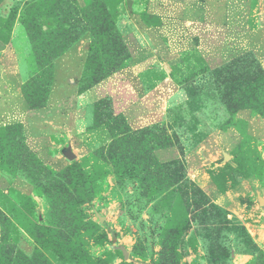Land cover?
Segmentation results:
<instances>
[{
    "label": "rangeland",
    "instance_id": "1",
    "mask_svg": "<svg viewBox=\"0 0 264 264\" xmlns=\"http://www.w3.org/2000/svg\"><path fill=\"white\" fill-rule=\"evenodd\" d=\"M262 189L264 0H0V264H264Z\"/></svg>",
    "mask_w": 264,
    "mask_h": 264
},
{
    "label": "crops",
    "instance_id": "2",
    "mask_svg": "<svg viewBox=\"0 0 264 264\" xmlns=\"http://www.w3.org/2000/svg\"><path fill=\"white\" fill-rule=\"evenodd\" d=\"M127 85H129L128 82H127ZM88 94H91V93H88ZM132 123H135V122H132ZM237 190L251 192V194L253 195L254 198H256L257 197V194H259L258 193V190L254 191V185H253V183H250L248 181H242V182H240V185L238 186ZM231 194H232V196H236V191L233 190L231 192ZM260 194L262 196H258V198L262 201L261 203L264 204V189L261 190Z\"/></svg>",
    "mask_w": 264,
    "mask_h": 264
},
{
    "label": "trees",
    "instance_id": "3",
    "mask_svg": "<svg viewBox=\"0 0 264 264\" xmlns=\"http://www.w3.org/2000/svg\"><path fill=\"white\" fill-rule=\"evenodd\" d=\"M59 208H61V206L59 207ZM63 217V216H62ZM64 219H66L65 217H63ZM2 234H5V232H3Z\"/></svg>",
    "mask_w": 264,
    "mask_h": 264
}]
</instances>
